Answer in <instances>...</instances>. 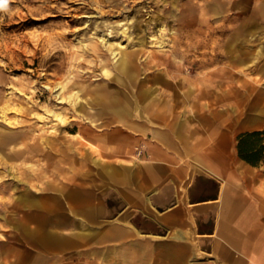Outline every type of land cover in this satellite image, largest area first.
Listing matches in <instances>:
<instances>
[{"label":"rangeland","instance_id":"obj_1","mask_svg":"<svg viewBox=\"0 0 264 264\" xmlns=\"http://www.w3.org/2000/svg\"><path fill=\"white\" fill-rule=\"evenodd\" d=\"M161 114L221 121L185 126L236 154L264 128V0H0V264L170 263L164 245L144 261L40 245L73 238L112 153L153 160Z\"/></svg>","mask_w":264,"mask_h":264},{"label":"crops","instance_id":"obj_2","mask_svg":"<svg viewBox=\"0 0 264 264\" xmlns=\"http://www.w3.org/2000/svg\"><path fill=\"white\" fill-rule=\"evenodd\" d=\"M151 118L164 125L153 129V160L123 163L117 161L119 152L112 153L103 170L104 186L95 185L94 196L78 204L89 210H80L73 238L52 233L40 245L65 251L89 242L94 249H105V256L122 257L132 250L137 261L160 255L164 245L168 264H179L180 256L182 264H264V174L241 165L236 153L218 150L215 141L208 149L199 139H190L186 124L219 120H171L162 114ZM122 135L127 134L117 129L89 138L103 148L102 138ZM84 229L92 235L85 236Z\"/></svg>","mask_w":264,"mask_h":264},{"label":"trees","instance_id":"obj_3","mask_svg":"<svg viewBox=\"0 0 264 264\" xmlns=\"http://www.w3.org/2000/svg\"><path fill=\"white\" fill-rule=\"evenodd\" d=\"M237 140L238 157L253 167H264V128L245 132Z\"/></svg>","mask_w":264,"mask_h":264},{"label":"built area","instance_id":"obj_4","mask_svg":"<svg viewBox=\"0 0 264 264\" xmlns=\"http://www.w3.org/2000/svg\"><path fill=\"white\" fill-rule=\"evenodd\" d=\"M137 153H138L137 154V157H141L143 154H145L144 153V147H142V146L141 147H138L137 148Z\"/></svg>","mask_w":264,"mask_h":264}]
</instances>
